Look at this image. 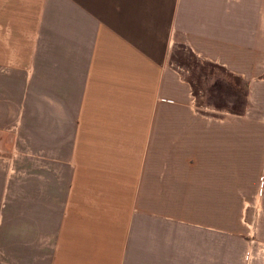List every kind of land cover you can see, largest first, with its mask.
I'll list each match as a JSON object with an SVG mask.
<instances>
[{
	"label": "crops",
	"instance_id": "1",
	"mask_svg": "<svg viewBox=\"0 0 264 264\" xmlns=\"http://www.w3.org/2000/svg\"><path fill=\"white\" fill-rule=\"evenodd\" d=\"M176 49L244 112L198 108ZM262 174L264 0H0V264H245Z\"/></svg>",
	"mask_w": 264,
	"mask_h": 264
},
{
	"label": "rangeland",
	"instance_id": "2",
	"mask_svg": "<svg viewBox=\"0 0 264 264\" xmlns=\"http://www.w3.org/2000/svg\"><path fill=\"white\" fill-rule=\"evenodd\" d=\"M171 62L192 84L197 107L202 111L217 112V118L234 119L231 116L241 115L246 109L248 89L238 77L218 66L200 61L185 49H176ZM260 178L264 187V174ZM238 214L249 233L245 264H264V229L258 227L262 212L256 206L251 212Z\"/></svg>",
	"mask_w": 264,
	"mask_h": 264
}]
</instances>
